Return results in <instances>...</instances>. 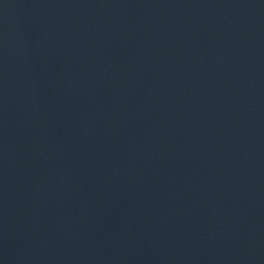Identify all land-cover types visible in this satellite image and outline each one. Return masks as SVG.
Returning <instances> with one entry per match:
<instances>
[{"label": "water", "instance_id": "1", "mask_svg": "<svg viewBox=\"0 0 264 264\" xmlns=\"http://www.w3.org/2000/svg\"><path fill=\"white\" fill-rule=\"evenodd\" d=\"M234 59L264 143V0H208Z\"/></svg>", "mask_w": 264, "mask_h": 264}]
</instances>
